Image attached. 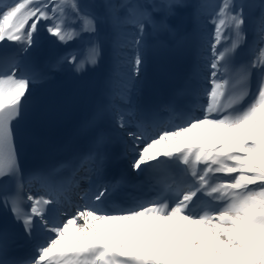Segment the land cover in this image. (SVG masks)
I'll use <instances>...</instances> for the list:
<instances>
[{"label": "snow or ice", "instance_id": "snow-or-ice-1", "mask_svg": "<svg viewBox=\"0 0 264 264\" xmlns=\"http://www.w3.org/2000/svg\"><path fill=\"white\" fill-rule=\"evenodd\" d=\"M184 6L181 0L105 3L104 19L113 26L121 73L110 104L114 124L133 154L132 170L147 167L165 175L152 199L127 208L105 209L104 200L117 185L97 184L80 195L84 203L69 215L59 206L80 180L99 172L105 137L97 136L90 152L71 166L70 175L59 176L66 164L31 174L29 188L38 181L41 190L25 197L13 122L21 117L30 86L41 75L29 67L41 28L63 44L81 33L92 34L82 58L71 52L62 58L81 71L102 56L95 35L99 18L80 0L0 2V42L19 46L15 53L0 56V180L15 182L14 192L5 187L0 194V205L11 211L25 236L42 237L24 264H264V0L257 5L252 58L237 69L232 67L233 54L246 42L245 9L252 5L220 0L213 6V32L210 40L204 39V51L210 49L204 58L210 88L202 116L173 111L169 121L149 123L137 119L131 106L145 62L146 28L170 31L165 19L156 23L154 14L163 10L175 15ZM169 163L177 166L175 172L162 169ZM9 244L7 228L0 229V264H21L8 258Z\"/></svg>", "mask_w": 264, "mask_h": 264}, {"label": "bare ground", "instance_id": "bare-ground-1", "mask_svg": "<svg viewBox=\"0 0 264 264\" xmlns=\"http://www.w3.org/2000/svg\"><path fill=\"white\" fill-rule=\"evenodd\" d=\"M197 1L198 0H187V3H186L187 5L186 12H188L189 15L194 18L193 21L191 22L190 31H187L186 28H183L185 25L182 24L184 20L182 19L183 17L180 13V11H182L181 9L179 11H176L178 9L177 8L175 10V15L170 16L171 20L179 19L176 27L174 26L173 23L168 22L169 27L171 29V33H172L171 36L173 37L172 41L178 39V36H186L189 32H191L196 42V47L200 48L201 44H204V39H208L207 34L211 30L213 31V27L210 25L209 26L206 25L207 20L205 18L206 16L203 13L199 14L200 9H197V5H196ZM243 1L244 0H242L241 2ZM80 2L81 4L88 5L91 11H93L95 15L99 18L98 19L99 22H97V33L95 34L98 37V39L100 40L101 36L107 37V41H108L109 49L111 53H108L109 55L108 62H107V77L108 78H106L104 81V87L107 89L106 99L110 107L112 97L108 98V95L112 96V91L114 89V86L116 82H118L114 74L119 71H117V67H116L117 60H116V53L114 52V44H113V39H114L113 26L110 21L104 19L105 17L104 5L107 2V0H80ZM145 2H149V0H145ZM152 3L158 4L157 1L152 2ZM245 11L251 13L252 16L259 13V10L253 6L246 8ZM195 26H198V27L195 28ZM159 35H160L161 40L168 44L169 35L165 31L163 32V34L161 32ZM246 36L249 37V33L247 30H246ZM91 38H92V34L81 33V35L75 38L74 40L69 41L67 44H63V43H60L58 40H56L55 37H51L43 28H41L40 33H39L38 43L30 50V53H29V58H30L29 67L31 70L41 74L40 78L37 79L40 82H37L36 84L30 86V89H29L30 94L35 92L37 87L42 85L41 79H46L47 81L50 80L49 78H46L45 68H48V67L53 68V66L57 64V62L55 61H58V55L66 51L70 53V50L73 47H76V49L80 47H84L87 49L88 42ZM144 39H145V45H146L145 50H146V48L148 49V46L150 45V42H149L150 36L147 34V31H146ZM18 47H19L18 45L12 42H0V49H3V50L5 49L14 50L15 49L14 51L15 53L18 50ZM38 51H44V52L38 54L37 53ZM144 54H145V51H144ZM36 62L40 65L43 71L41 69H37V70L32 69L34 64H36ZM143 71L144 70H142V74H143ZM142 74L138 78L135 84V87L133 88L131 92V97L133 96L132 94L136 91L139 83L142 81V78L144 76Z\"/></svg>", "mask_w": 264, "mask_h": 264}]
</instances>
